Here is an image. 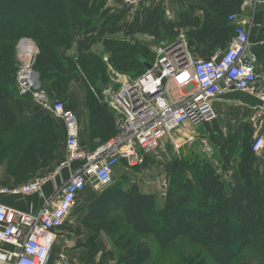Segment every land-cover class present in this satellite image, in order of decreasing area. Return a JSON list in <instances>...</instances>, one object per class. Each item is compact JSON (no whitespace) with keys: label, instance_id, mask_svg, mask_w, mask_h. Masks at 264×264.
Returning a JSON list of instances; mask_svg holds the SVG:
<instances>
[{"label":"trees","instance_id":"trees-1","mask_svg":"<svg viewBox=\"0 0 264 264\" xmlns=\"http://www.w3.org/2000/svg\"><path fill=\"white\" fill-rule=\"evenodd\" d=\"M245 1L190 0L176 10V2L173 5L171 0L173 14L168 19L163 0H151L135 9L120 5L115 10L106 6V0H0V164L5 177L12 178L13 185L22 184L60 161V144L66 137L63 123H56L49 113L20 121L14 111L13 101L20 96V38L30 36L38 42L40 52L33 67L43 88L66 107L76 110L65 101L71 83L84 84L90 120L82 144L95 149L116 133L115 113L103 102L100 88L108 86L105 81L111 76L103 56L96 53L98 44L116 70L136 77L146 70L144 60L152 63L155 56L138 35L160 44L183 32L195 51L205 50L208 44L214 51L224 50L235 29L229 15L241 14ZM124 10L133 13L129 16ZM254 20L263 23L264 6L258 7ZM119 33L124 38L117 37ZM250 40L252 51L264 61V25L252 28ZM63 50L67 53L62 54ZM21 96L33 102L31 94ZM231 145L220 142L222 171L235 154H231L236 150ZM257 159L247 137L231 189L212 162L171 159L163 164L169 186L162 206H157L155 193L142 190L139 181L127 187L111 184L93 199L83 224L96 232L104 229L120 244L123 254L116 264L142 263L152 255L148 245L125 240L123 229L154 235L162 251L188 237L217 264H230L246 249L264 264V171L256 165Z\"/></svg>","mask_w":264,"mask_h":264},{"label":"built area","instance_id":"built-area-1","mask_svg":"<svg viewBox=\"0 0 264 264\" xmlns=\"http://www.w3.org/2000/svg\"><path fill=\"white\" fill-rule=\"evenodd\" d=\"M149 1L106 0V6L112 10L120 5L135 9ZM164 12L166 18H172L170 8L165 7ZM229 20L235 27L232 40L208 61L193 50L181 32L172 41L157 44L150 70L136 77L117 72V89L103 92V100L117 110L116 133L95 149L82 144V127L75 109L43 88L33 67L34 52L30 48L19 52L26 67L17 75L19 94H31L35 104L53 113L63 123L66 137L63 157L52 170L37 173L22 184H0V264H74L64 254L54 257L53 248L82 192L88 187L100 192L111 185L120 163L127 169L142 167L165 139H173L176 130L213 123L217 118L214 101L230 92L251 94L264 104V75L251 51L249 28V24L260 26L264 21L250 23L237 13L229 15ZM220 55L222 59L217 62ZM173 88L179 94H174ZM258 115L262 117L263 111ZM252 148L259 155L264 151V131L255 137ZM206 150L212 148L206 146ZM50 182L54 183V192L37 210L14 206V196H44ZM164 189L166 197L167 182Z\"/></svg>","mask_w":264,"mask_h":264},{"label":"crops","instance_id":"crops-1","mask_svg":"<svg viewBox=\"0 0 264 264\" xmlns=\"http://www.w3.org/2000/svg\"><path fill=\"white\" fill-rule=\"evenodd\" d=\"M177 1L182 2L183 0H174L173 5L176 2V5L178 7L179 4ZM187 1L190 0H186V2ZM261 1L262 0H246L244 2L242 7L243 12L241 13V15L248 22L251 23V21H254L255 23L254 15L256 10L258 9V7L264 6L263 4H261ZM150 3L151 0L149 1V3H146L145 5H149ZM163 6L164 8L165 7L166 8L168 7L170 9L172 8L171 2L169 0H163ZM174 12L176 13V10ZM256 24H261V23H256ZM249 25H250L249 28L252 30L253 27H251V24ZM142 36L144 37L146 35H142ZM207 46L205 45L204 51H206ZM102 49L103 46L101 44H98L95 47L96 51H100ZM211 50L214 54L217 52V50L214 51L212 48ZM61 53L66 54L67 51L63 50ZM252 53L254 54L253 51ZM101 55L104 56V58L108 57V54L105 55L101 54ZM254 55L256 56V54ZM257 63H258L259 71L262 73V75H264V61L259 60L257 58ZM65 101L75 106L76 108L75 111L78 113L82 127V136L83 138H85L87 128L89 127L90 116H89V106L87 102V94L84 84L82 82H75V81L72 82L69 87L68 95ZM13 107L20 121H29L36 113H44V111L38 106H35L33 102L21 96H18L16 99H14ZM214 108L217 113V118L213 123L205 124L206 126L205 128H202L204 125L199 126L197 128L188 127L185 128V132L191 130L190 131L191 134L189 137L194 139H195V135L200 134V131L202 129H204L207 132V134L209 135L211 134V136L222 135L224 139H225L224 135H229V134L234 135V138L237 141L238 149L231 158L230 163L228 164L229 166L226 169L222 171L223 165H220V167L218 168V171L222 172V176L227 188L231 189L234 184L233 176L237 170V166L239 163V151L241 150L246 138L248 137V141L252 143L255 137L259 133L264 131V104H262V102H260L257 97L251 94L234 91L215 100ZM260 110L263 111L262 117H259L258 115V112H260ZM214 125L216 126L217 130L211 129L213 128ZM115 131H116V126H115ZM205 137H207V135H205ZM64 141H65V136L62 137V143L60 144L61 155H63L64 153ZM168 161L169 159L166 160L165 162L162 159V161H156L157 162L156 164L163 171L164 169L163 164L167 163ZM54 166L55 163L39 171L38 173H46L52 170ZM262 166H264V162ZM153 173H155V175L158 174L157 172L154 171V169H150L146 172V176L148 175V177L151 179V177L152 178L154 177L152 176ZM163 174L165 175V177H167L165 173ZM117 184H121L122 186L127 187V185L123 183L118 182ZM53 192H54V183L50 182L45 186L44 196H34L26 199L18 198L17 196H14V206L22 210H37L42 205V203L48 198V196L52 195ZM145 192H151V191H145ZM94 194L95 191L93 190L92 187H88L84 192L81 193L85 205L84 214L81 217L82 221H80V224L82 223L81 224L82 231L78 234H75V228L71 227L70 225L68 226L67 223L64 226V228L66 229L63 230L64 229L63 228L57 237V241L55 244V246L57 247L55 248L54 246L55 249L53 248L54 257H57L60 254H64L74 264H111V260H108V258L106 257L105 260L103 257V255L108 254V252L110 251L109 250L110 248L107 247V245L110 243L106 238V233L103 231L96 232L95 230H91L87 228L83 224V219L87 214V209L91 204V202L93 201V199L95 198ZM64 231L66 232L64 233ZM93 241L96 243V245H98V248L97 246H95L93 249H91L90 246L91 243H93ZM253 259H255V261L245 260L239 262L238 264H259V259L255 257H253Z\"/></svg>","mask_w":264,"mask_h":264},{"label":"rangeland","instance_id":"rangeland-1","mask_svg":"<svg viewBox=\"0 0 264 264\" xmlns=\"http://www.w3.org/2000/svg\"><path fill=\"white\" fill-rule=\"evenodd\" d=\"M184 3H186V0H183L182 2L180 1V5L176 8V10L179 9L180 7L182 8ZM123 12H126V10H124ZM126 13L127 15L129 13V16H130V14L132 15L133 12L132 10H128ZM117 35H118L117 37L124 38V35L122 33L121 34L119 33ZM140 36L142 35H138L137 39L143 41L146 44H149L152 52L154 53V50L157 44L152 42L151 38L147 36H144V37L142 36L143 38ZM24 41L29 42V48L32 50V52H34V60H35L36 55L40 52L39 51L40 48H39L38 42L33 37L24 36L20 38V40L17 43L18 54L19 52L22 51V44ZM97 52L99 54H104V55L107 54L105 53L104 49L100 51H96V53ZM103 59L105 61L106 68L109 69L110 76H111V79H108L105 81L106 85H108L107 89L110 88L111 90L115 91L120 83L119 77L117 76L118 74L117 72H119L120 74H124V73L115 69V67L113 66V64L111 63L109 59V55L108 57H105V58L103 56ZM22 68H26V67L24 63L21 61L19 71ZM125 74L130 75V76L132 75L128 73H125ZM107 89L102 90V93L105 92ZM173 90H174V94L176 95L179 94L176 88H173ZM18 94H19V91H18ZM19 95L21 96V94ZM103 102L105 101L103 100ZM105 103L108 104L107 106L116 114L117 110H115V108H113L111 104H109V101H106ZM35 106H39V105L35 104ZM44 113H49L53 117V119L56 121V123L61 124L58 121V119L55 118L53 113L49 111H45ZM205 127L206 126L204 125L202 128H205ZM211 129L217 130L215 125ZM176 131L177 132H174L173 134V139L172 138L165 139L161 147L156 152L149 155L147 159L148 160L150 159V161L147 163L146 167H141L140 169L138 168L137 169H134V168L127 169L122 163H120L115 169L114 181L112 184H117L119 182V183L128 185L131 182L139 181V184L142 186L143 190L151 191L155 193L157 206L160 207L163 205L164 200H165V197L163 196V191L165 190L164 182L165 183L167 182L169 186V180H168V177H165V175L163 174L164 172L162 171V169L156 164L157 163L156 161H162L163 159L165 162L168 159L169 160L170 159H177V160L191 159L193 160L195 158H199L200 162H202V160H207V161L212 162L215 166L220 167V165H223L222 164L223 159L220 153V150H221L220 142L228 141L231 144H233L231 146L233 149H236V150L235 152L231 150L232 151L231 154L236 153L238 149L237 141L235 140L233 134L224 135L225 136V139H224L222 135L211 136V134L210 135L207 134V132L204 129H202L200 131V134L195 135V140H189L191 130H189L188 132H185V129L183 128V129L176 130ZM205 135H207V137H205ZM206 146H210L212 148V151L210 152L207 151ZM162 154H163V157H162ZM150 169H154V171L158 173L157 175L153 173L152 176L154 177L153 178L151 177V179L148 177V175L146 176V172ZM3 170L4 168L0 164V184H3V183L12 184L13 179L12 178L10 179L9 177H5L4 175L5 173L3 172ZM39 171L34 173L33 176L35 177V175ZM29 177H31V174ZM32 179H25V180L30 181ZM98 193L99 192H95L94 194L95 197L97 196ZM84 208H85L84 200H83V197L80 196L76 202L75 208L70 216V219L67 222L68 226L70 225L71 227L75 228V234H78L82 231L81 229L82 223L80 224V221H82L81 217L84 214ZM65 229L66 228H64L63 230ZM99 231L105 232L104 229H100ZM65 232L66 231H64V233ZM123 234H124L123 236L125 240H129V238H131L130 240H132L131 241L132 244L133 243L146 244L148 245V247L151 248L152 255L148 257V260L142 263H135V264H217L207 256L206 251H204V249L200 245L192 242L188 237H181L177 239L169 247V249L162 251L154 235H151V234L141 235V234H136L130 231H125L124 229H123ZM106 238L108 239V242L110 243L107 245V247L110 248L109 249L110 251L108 250L109 251L108 254L103 255V257L104 259L106 257L108 258V260H111V264H116L118 258L123 254V251L120 248L121 247L120 244L118 243L115 244L114 240L109 235L106 234ZM95 246H97L98 248V245H96V243L93 241L90 247L91 249H93ZM56 247L57 246H55V248ZM253 257L259 259V256L257 257V254L255 255L252 252H250L249 249H246L237 259H235L230 264H238L239 262L245 261V260L255 261ZM188 258H190L189 261H188Z\"/></svg>","mask_w":264,"mask_h":264},{"label":"water","instance_id":"water-1","mask_svg":"<svg viewBox=\"0 0 264 264\" xmlns=\"http://www.w3.org/2000/svg\"><path fill=\"white\" fill-rule=\"evenodd\" d=\"M197 54H199L204 60L208 61L210 60L214 53L212 52L211 48H210V44H208L206 51H204L203 49H199L197 51ZM222 59V55H220L217 58V62H219ZM144 65L146 67V70H150L152 68V63L148 62L146 60H144ZM158 76L160 75L159 72H157ZM163 83H166V79H163ZM101 90H105L106 86L101 85L100 86ZM264 162V151L262 152V154L258 157L257 161H256V165L260 166L261 170L264 171V166H262Z\"/></svg>","mask_w":264,"mask_h":264},{"label":"bare ground","instance_id":"bare-ground-1","mask_svg":"<svg viewBox=\"0 0 264 264\" xmlns=\"http://www.w3.org/2000/svg\"><path fill=\"white\" fill-rule=\"evenodd\" d=\"M26 48H29V42L24 41L22 44V49L24 50Z\"/></svg>","mask_w":264,"mask_h":264}]
</instances>
